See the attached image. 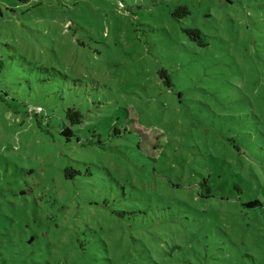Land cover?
Here are the masks:
<instances>
[{"label":"rangeland","instance_id":"rangeland-1","mask_svg":"<svg viewBox=\"0 0 264 264\" xmlns=\"http://www.w3.org/2000/svg\"><path fill=\"white\" fill-rule=\"evenodd\" d=\"M0 60V264H264V0H0Z\"/></svg>","mask_w":264,"mask_h":264},{"label":"trees","instance_id":"trees-1","mask_svg":"<svg viewBox=\"0 0 264 264\" xmlns=\"http://www.w3.org/2000/svg\"><path fill=\"white\" fill-rule=\"evenodd\" d=\"M180 13L182 14H189V10L184 6H178L175 8L173 15L177 16ZM184 32L192 39L199 41L200 45H206V41L201 37V32L198 29L194 28H185ZM3 67V62L0 60V71ZM161 76H163L162 72L160 73ZM67 117L69 118V123H80L81 122V114L72 108H68L66 111ZM63 133L71 134L70 129L66 126L63 131ZM249 207H256L261 206V203L258 200H252L247 202L246 204Z\"/></svg>","mask_w":264,"mask_h":264},{"label":"built area","instance_id":"built-area-1","mask_svg":"<svg viewBox=\"0 0 264 264\" xmlns=\"http://www.w3.org/2000/svg\"><path fill=\"white\" fill-rule=\"evenodd\" d=\"M35 111H36V112H41L42 109H41L40 107H36Z\"/></svg>","mask_w":264,"mask_h":264}]
</instances>
